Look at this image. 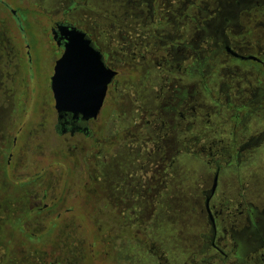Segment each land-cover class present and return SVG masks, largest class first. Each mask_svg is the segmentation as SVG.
Segmentation results:
<instances>
[{
    "label": "flooded vegetation",
    "instance_id": "obj_1",
    "mask_svg": "<svg viewBox=\"0 0 264 264\" xmlns=\"http://www.w3.org/2000/svg\"><path fill=\"white\" fill-rule=\"evenodd\" d=\"M17 1L18 8L7 4L4 25L22 22L19 12L31 14L35 9L30 4L41 10L46 0ZM124 3L134 10L128 19L144 28L138 35L130 33L122 38L125 52L116 51L113 35L99 34L103 28L100 21L114 22V11L108 9L117 5L114 0H107L102 7L98 0H59L45 11L47 20L42 24L47 30L42 33V49L52 71V132L63 137L61 141L57 138L53 142L51 121L40 125L32 121L29 104L35 100L34 80L13 76L16 67L31 64L35 72L42 68L35 63L31 46L22 41L16 26L12 32L20 47L0 37V264H80L84 258L95 257L91 246L85 250L79 238L63 228L58 246L50 247L51 235L64 222L65 179L71 174L67 165L74 175L89 179L86 187L100 193L102 206L111 214L109 229L102 232V255L115 258L117 264H142L130 248L142 245L148 253L146 240L137 239L129 245L126 243H131V238L125 242L121 237L144 235L148 229L141 226L146 219L155 225L157 198L166 195L171 199L174 194V187L169 190L171 166L180 155L206 157L208 165L205 182L198 183L199 191L193 196L203 226L197 234V247L183 264H264V191L253 188L240 174H228L231 165L240 168L264 145V128H259L264 122V0ZM166 26L173 27L175 34L164 33ZM63 27L84 32L90 46L100 52L105 68L117 72L107 84L97 118L59 114L55 109L52 78L70 43V37L61 31ZM66 64L67 71L73 62ZM121 68L128 75L139 72L143 79L160 70L155 76L161 83L151 85V92L159 97L165 89L171 91L169 99L174 100V107L166 103L160 108L161 116L157 108L141 110V101L134 99L138 115L115 128V113H107L106 108L112 103L115 111L116 90L128 86L127 80L119 81ZM170 70L182 73L185 83L164 78L171 75ZM106 80L105 76L103 82ZM134 86L131 83L130 88L137 93L149 90L146 84ZM18 102L23 108L27 106L21 118ZM167 117L170 119H164ZM224 129L225 139L211 138ZM31 134L37 135L38 146L30 159ZM183 134L192 135L188 139ZM222 140L228 145H220ZM68 151H73V156H68ZM124 152H130L132 159L128 153L125 163H117ZM51 158H57L56 162L51 164ZM221 176L223 187L218 190ZM152 257L155 264L163 260L155 253Z\"/></svg>",
    "mask_w": 264,
    "mask_h": 264
},
{
    "label": "rangeland",
    "instance_id": "obj_2",
    "mask_svg": "<svg viewBox=\"0 0 264 264\" xmlns=\"http://www.w3.org/2000/svg\"><path fill=\"white\" fill-rule=\"evenodd\" d=\"M26 1L29 3H33V0ZM114 1L117 2V5H114L112 7L106 5L107 7H109L108 9L111 8L114 11V22L112 21V23L109 22L107 24V22L105 21H100L99 24L103 28L99 29V34L100 32H106L107 34L109 33L113 35L116 42V51L125 52V44L123 43L122 38L130 33L132 35H138L137 32H142L144 28L139 27L138 23H135L133 20L128 19V16H130L134 10L131 9L127 4H125L124 0ZM8 2L9 3H5L4 0H0V37L9 38L12 42H14L16 47H20V40L16 42V35H14V33L12 32L13 27L16 26L17 33L22 38V41L31 46V52L34 57L35 63H40L42 67L38 72L33 71V67L31 66V64H29L27 67H16L13 69V76L14 78H16V80L23 79V77L25 76H29L31 80H34V84L32 83L31 87H33V85H36V88L34 87L35 96L33 95L35 100L34 102L32 101V103L29 104V107H31L30 109H33L32 116L34 117H32V121L36 125L43 124L44 122L49 123L51 121L52 132L55 122V118L53 117L54 111L51 91L49 89L52 71L50 69L49 60H47L46 54H44L45 52L42 49L45 38L42 33H46L47 30L43 27L42 23L47 20V13L45 11H47L49 6H56L59 0H46L44 2V5L41 6V10H37L38 8H36L34 4H30L32 9L35 10L32 11L29 15L28 13L21 14L19 12L22 22L20 20L15 21L14 23H11L9 21L4 25L2 19H4L3 14L5 13L6 7L10 4L9 6L18 8L17 0H10ZM106 3L107 0H98V4H100V7L105 6ZM107 7L103 8L107 9ZM194 12L192 10H189L190 14L196 15V13ZM49 14L50 16H53L54 10H51ZM105 14H107V11L105 12ZM56 16H58V14H56ZM99 18L102 17L100 16ZM111 24L114 25V27H111ZM4 28L6 30H4ZM163 29L164 33L170 32L172 33V35L175 34V29L171 26H166ZM181 29L184 30V28ZM148 30H150V32L154 31L152 30V28H149ZM131 70L133 69H130V71ZM121 71L123 72V75L121 74V76L119 77V81L123 83L124 80H127L128 86L126 87V89H124L125 87H120L118 90H116L115 111L112 103H110L106 108L107 113H115V128L119 126L122 127V125L126 122H129V120H131L133 116L138 115V112H135L136 107L133 106V104L137 105V103L134 102V99H139L141 101L140 106L143 108L141 110L145 109L147 111H150L156 108L160 109L161 107L163 108L166 103L169 108L174 107V100L169 99V97L172 96L171 91H167L165 89V91H163L162 95H159V97H156L154 95V92H151V85L161 83L158 80L157 76H155V73L158 74L160 70L152 71V75H149L146 79H143V77L138 74L139 72H134L135 74L128 75L126 74V70L121 68ZM171 72V75L169 73V75L164 76V78H169L172 81H177V83L180 85L185 83L186 77L182 73L181 75H179L175 73L174 70H172ZM131 83H133V86L135 85L134 87H140V85L146 84L149 90L146 93H137V90L135 91L134 89L130 88ZM16 86L18 87V84H16ZM9 88L11 87L9 86ZM13 88L14 86L12 87V89ZM13 91L15 93V100H17V89H13ZM161 97L162 101H158ZM200 99V102L205 105L204 100L202 98ZM132 106L134 111L133 113L131 112ZM25 109H27V106H24L23 108V106H21L18 102L17 111L19 118H21L20 116H22V112ZM161 110L162 109L159 110L158 115L162 116L163 114H161ZM164 119L168 120L170 119V117ZM211 120L214 121L213 116L211 117ZM261 127L264 128V122H262V124L259 126V128ZM166 131L167 130L164 129L163 134L166 133ZM107 132L108 131L106 130L104 132V135H107ZM104 135L101 137L105 139ZM171 135L174 137V132L171 133ZM191 135L192 134H183L182 137H188L189 139ZM36 136L37 135L34 134L30 135V159L32 158V156H34L33 154L36 152L35 150L38 146L34 139V137ZM210 136L211 138L216 137L219 140L225 139V137H227L226 129H224L220 134H212ZM51 138L53 142H57L58 139H60L56 135H54L53 132ZM78 138L79 137H77V139ZM63 139L64 138L61 137L60 141ZM67 139L68 137H66V140ZM74 142H76V139L74 140ZM219 144L228 145L227 142H224V140L219 141ZM133 152L134 151L132 150V153ZM128 153V159H132V157L130 156V152H124L121 157L119 156L120 160L117 159L115 161L119 164L125 163L127 157L126 154ZM73 154V151H68V156H73ZM205 158L206 157H195L188 155H180L179 157H177L174 160V166H171L172 177H170L169 179V190L171 188L173 190L174 187V194H171L169 196H172L171 199L166 195H160L157 198L158 217L155 221V225L150 220L146 219V221H144V224L141 226L142 228L145 226V228L148 229L146 230V232H144V235H131L130 237H121V241H123L124 238L125 242L128 241V238H131V243H126L129 245H133L134 242L137 241V239L146 240L148 245L147 248L150 249L148 253L146 252L145 247L142 245H137L136 247L131 246L130 248L131 254L135 252L138 255V260L142 261V264H155V259L154 257H152V254L154 253L157 257L163 256V260L159 264H166L165 259H168L167 264H183L189 257L191 249L193 247H197V234L203 224L198 215L197 205L195 202H193V196L199 191L200 186L198 183L201 181L203 183L205 182L203 180V177H205L206 169L208 168V165L205 162ZM220 158L222 157H218V159ZM56 159L51 158L50 163L52 164L56 162ZM249 160V162L245 161L240 168H236V165H231L228 174L233 175V177L234 174H240L244 181L252 185L253 188H257L260 192L264 191V145L256 150ZM45 162L48 163L47 160ZM69 172L71 174H67V178L65 179V182L67 184V192L65 209L63 211L64 218L62 220L64 222L62 227L59 226L60 228L56 232V234L51 235L50 247L56 248L58 246V237L63 233V228L66 229L67 234L72 233L73 235H76L85 250L89 249L90 246L94 249L95 257L84 258L82 259L80 264H117L115 258H108L106 255L104 256L101 253L103 245L102 232L107 233L109 229L108 223L109 219L111 218V214L106 208H104V206H102L103 201L100 200V193L94 194L91 190H89V188L86 187L89 179L85 178V175H74L73 170L71 171L69 169V165H67V173ZM222 180L223 177L221 176L219 179L218 190L223 187ZM97 185L98 189L101 190V184L98 183ZM256 196L257 194H255L254 197ZM128 222L129 221H126V223ZM148 255L151 256L149 257Z\"/></svg>",
    "mask_w": 264,
    "mask_h": 264
},
{
    "label": "water",
    "instance_id": "obj_3",
    "mask_svg": "<svg viewBox=\"0 0 264 264\" xmlns=\"http://www.w3.org/2000/svg\"><path fill=\"white\" fill-rule=\"evenodd\" d=\"M61 31L70 37V43L64 57L57 62L52 78L55 109L59 114L97 118L107 84L117 72L105 68L100 52L90 46L84 32L69 27H63ZM69 61L73 64L66 71ZM105 76L107 80L103 82Z\"/></svg>",
    "mask_w": 264,
    "mask_h": 264
}]
</instances>
